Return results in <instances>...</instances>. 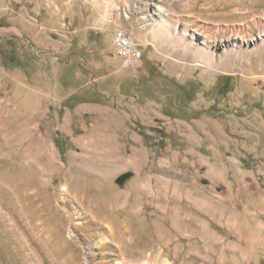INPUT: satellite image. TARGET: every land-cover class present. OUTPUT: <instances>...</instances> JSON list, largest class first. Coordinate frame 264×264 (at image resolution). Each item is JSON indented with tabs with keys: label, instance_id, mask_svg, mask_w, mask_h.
I'll use <instances>...</instances> for the list:
<instances>
[{
	"label": "rangeland",
	"instance_id": "374dc122",
	"mask_svg": "<svg viewBox=\"0 0 264 264\" xmlns=\"http://www.w3.org/2000/svg\"><path fill=\"white\" fill-rule=\"evenodd\" d=\"M198 4L0 0V264H264V0Z\"/></svg>",
	"mask_w": 264,
	"mask_h": 264
},
{
	"label": "crops",
	"instance_id": "0c3cea01",
	"mask_svg": "<svg viewBox=\"0 0 264 264\" xmlns=\"http://www.w3.org/2000/svg\"><path fill=\"white\" fill-rule=\"evenodd\" d=\"M189 1H190V3L192 5H196L197 6V4H198L197 0H189ZM29 2H31V1H29ZM204 2L206 3L207 0H204ZM30 4H32V3H30ZM199 5H201V0H200V3L198 4V6ZM29 6H31V5H29ZM20 7L27 8L28 6H26L24 4L22 6L20 4ZM66 8H69V6L66 7ZM33 9H34V12H35V16H34L35 20H34V17L32 18L30 16L21 17V19L19 18L18 22L22 23V26H20L19 29L23 30L22 32L20 31L19 34H25V36L27 35L26 36L27 38H30V39H33V40H39V41L46 40L45 34H47L48 32H49V34L51 33V35H55V38H54L55 41H58V40L59 41H63V40H65V37H69L68 44H66L64 47L61 48L62 50H64L65 48H66L65 50L69 49V56H67L65 58V60H64V61L67 62V64H69L70 61H71L70 53L74 52V46L77 47V45L79 44L78 43L77 45H74L72 43V40H74L75 38L77 39L78 30H79V32H85V31H83L82 28H76V27L75 28L74 27L70 28L67 25V24H71L73 22V19L75 18L72 13H71V16H69L71 18H68V15H69L68 10L63 11L61 13L62 15L60 17V15L58 13L54 12V10H53V8L51 6H46V5L41 6L39 4L38 5L33 4L32 7H30L28 9V11L31 12ZM128 9H129V11H132V9L130 7ZM124 11H126V10H122L121 13L123 14ZM58 18H59V21L57 20ZM61 20L63 22H61ZM98 21H99L98 22V26L99 27H98V29L93 31V36L96 33H98L99 31H101V30H107V29L111 28L106 23V20H105L104 17L99 18ZM150 21H149V23H150ZM123 22H124V20L121 19L120 23L123 24ZM120 23H119V25H117V22L116 23L114 22L113 25L114 26L117 25L116 27H118V26L121 27ZM149 23H146V24L149 25ZM53 24H57V28L54 31H51L52 30L51 26L53 27ZM146 24H145L144 20H143V23H141L140 15H138V20H137L136 26H134L132 30L130 29L133 32L134 37H135L136 42H137L139 47L141 46V43H143V45H145L146 47L148 45H152L153 46L152 42H150V40H148V37H146L147 36L146 33H148V31H149V29L147 28L148 25H146ZM25 26H26V28H25ZM115 28L113 27V28H111V30L112 29L114 30ZM137 28L141 29L142 31L144 30V32H145L144 40H138L136 38L135 30ZM113 30H112V32H113ZM110 42H111V37H110ZM71 48H72V51H71ZM140 50L142 51L141 47H140ZM55 56L58 57V55H55ZM135 96L137 97L136 94H135Z\"/></svg>",
	"mask_w": 264,
	"mask_h": 264
},
{
	"label": "built area",
	"instance_id": "2783aa9c",
	"mask_svg": "<svg viewBox=\"0 0 264 264\" xmlns=\"http://www.w3.org/2000/svg\"><path fill=\"white\" fill-rule=\"evenodd\" d=\"M111 45L114 54L126 61L125 66L135 64L142 57V51L137 47L134 34L130 30L129 33H120V27L114 29L111 36Z\"/></svg>",
	"mask_w": 264,
	"mask_h": 264
},
{
	"label": "bare ground",
	"instance_id": "6f19581e",
	"mask_svg": "<svg viewBox=\"0 0 264 264\" xmlns=\"http://www.w3.org/2000/svg\"><path fill=\"white\" fill-rule=\"evenodd\" d=\"M124 15H125L124 18H129V14L127 13V11H124ZM120 33H129V30L126 29V28L120 27ZM140 264H151V263H148V262L143 261Z\"/></svg>",
	"mask_w": 264,
	"mask_h": 264
},
{
	"label": "water",
	"instance_id": "95a60500",
	"mask_svg": "<svg viewBox=\"0 0 264 264\" xmlns=\"http://www.w3.org/2000/svg\"><path fill=\"white\" fill-rule=\"evenodd\" d=\"M126 176L127 175H122V176H120V179H122V181H123V179H125ZM120 183H121V180H120Z\"/></svg>",
	"mask_w": 264,
	"mask_h": 264
}]
</instances>
